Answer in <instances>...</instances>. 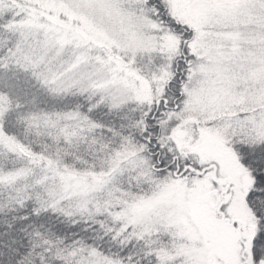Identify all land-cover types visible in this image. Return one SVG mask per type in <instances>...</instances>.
<instances>
[{
	"label": "snow or ice",
	"instance_id": "6c2138e0",
	"mask_svg": "<svg viewBox=\"0 0 264 264\" xmlns=\"http://www.w3.org/2000/svg\"><path fill=\"white\" fill-rule=\"evenodd\" d=\"M0 264H264V0H0Z\"/></svg>",
	"mask_w": 264,
	"mask_h": 264
}]
</instances>
